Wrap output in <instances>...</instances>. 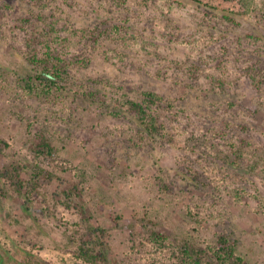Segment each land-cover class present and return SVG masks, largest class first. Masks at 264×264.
I'll use <instances>...</instances> for the list:
<instances>
[{"label": "rangeland", "instance_id": "1", "mask_svg": "<svg viewBox=\"0 0 264 264\" xmlns=\"http://www.w3.org/2000/svg\"><path fill=\"white\" fill-rule=\"evenodd\" d=\"M51 25L70 61L57 100L20 85ZM263 73L264 0H0V172L20 163L27 186L39 166L57 174L28 203L0 175V264H91L81 202L108 230L107 264H177L173 238L223 233L264 264ZM145 91L164 97L158 135L125 103ZM37 131L55 156L36 157Z\"/></svg>", "mask_w": 264, "mask_h": 264}, {"label": "trees", "instance_id": "2", "mask_svg": "<svg viewBox=\"0 0 264 264\" xmlns=\"http://www.w3.org/2000/svg\"><path fill=\"white\" fill-rule=\"evenodd\" d=\"M51 30L45 31L42 38L33 37L32 50L28 56L33 65L32 72L21 78L20 85L26 94L31 97L53 99L62 97L69 89V67L70 61L58 47L56 37ZM264 77V73H263ZM95 90L87 92L92 98H97ZM164 97L154 91H145L140 100L128 99L125 103L129 111L133 112L143 129L150 135L161 133V115L157 109ZM114 113L119 114L118 111ZM8 145L6 141L0 140V144ZM32 150L37 158H48L55 156L57 147L51 138L42 131H37L32 141ZM22 165L14 162L6 165L0 172L2 177L10 179L14 189L24 197V203L30 201V195L43 182L52 181L57 174L50 169L37 167L32 172L31 184L27 186L26 181L20 177ZM68 198L81 196L78 184H73L66 189ZM81 203L76 207L82 215L83 221L87 223L83 234L76 235L77 253L91 264H107V240L108 230L92 222L90 209ZM30 210V206H26ZM172 237L159 229L150 230V240L156 244L166 245ZM178 247L177 264H250L246 257L238 251V240L223 233L218 236L215 246H204L189 238H173L171 240ZM116 264V263H112Z\"/></svg>", "mask_w": 264, "mask_h": 264}]
</instances>
